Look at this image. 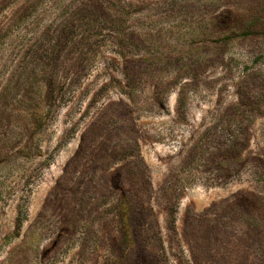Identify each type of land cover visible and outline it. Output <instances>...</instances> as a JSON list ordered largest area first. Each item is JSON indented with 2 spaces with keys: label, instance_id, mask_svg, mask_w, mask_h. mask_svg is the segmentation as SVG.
Returning a JSON list of instances; mask_svg holds the SVG:
<instances>
[{
  "label": "rangeland",
  "instance_id": "374dc122",
  "mask_svg": "<svg viewBox=\"0 0 264 264\" xmlns=\"http://www.w3.org/2000/svg\"><path fill=\"white\" fill-rule=\"evenodd\" d=\"M0 264H264V0H0Z\"/></svg>",
  "mask_w": 264,
  "mask_h": 264
},
{
  "label": "trees",
  "instance_id": "16d2710c",
  "mask_svg": "<svg viewBox=\"0 0 264 264\" xmlns=\"http://www.w3.org/2000/svg\"><path fill=\"white\" fill-rule=\"evenodd\" d=\"M19 218V217H18Z\"/></svg>",
  "mask_w": 264,
  "mask_h": 264
}]
</instances>
